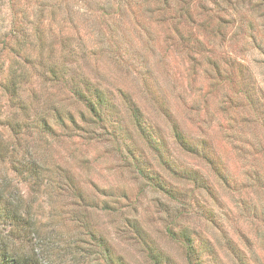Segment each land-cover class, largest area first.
I'll use <instances>...</instances> for the list:
<instances>
[{"label":"rangeland","instance_id":"1","mask_svg":"<svg viewBox=\"0 0 264 264\" xmlns=\"http://www.w3.org/2000/svg\"><path fill=\"white\" fill-rule=\"evenodd\" d=\"M0 34L26 38L34 60L26 110L15 118L49 112L55 102L82 127L83 107L68 97L86 81L87 94L99 89L111 103L103 122L28 140L39 158L74 173L91 206L76 208L116 253L152 264L150 243L171 263L188 264L184 243L168 235L179 223L211 264H264V0H0ZM52 63L67 83L44 79ZM5 115L0 106L1 139L11 134ZM19 187L45 220L47 198ZM103 199L137 213L146 244L117 232L124 220L102 210ZM70 201L52 203L63 211ZM55 225L71 229L62 215ZM20 246L44 257L37 234Z\"/></svg>","mask_w":264,"mask_h":264},{"label":"trees","instance_id":"2","mask_svg":"<svg viewBox=\"0 0 264 264\" xmlns=\"http://www.w3.org/2000/svg\"><path fill=\"white\" fill-rule=\"evenodd\" d=\"M5 37L0 34V106L5 107L3 125L11 132V136L8 135V139L0 138V156L6 166V174L0 178V227L3 229L0 230V264H129L123 255L115 252L108 239L92 229L86 217L87 210L84 212L81 211L83 208L78 209L90 205L74 173L57 161L48 163L39 158L37 152L29 147L28 140V136L35 140L58 135V129L63 132V136H69L74 127L84 130V124L103 122L106 115L104 109H111L105 92L94 88L87 94L86 91L91 89L87 81L84 87L75 85V88L69 89L68 98L77 100L83 107L79 119L82 127L77 123V115L72 110L63 111L55 102L47 104L50 113L44 109L31 117L15 118L26 110L23 98L27 90V63H34V60L25 45L26 38L13 39L12 35L8 39ZM11 40L14 43L11 44ZM41 74L53 84L69 81L67 72L60 70L55 63L44 66ZM130 110H133L131 114L136 118V124L140 125L133 105L129 107ZM20 184L28 185L30 192L36 196L34 199L42 195L47 198L49 213L45 220L27 201V196L20 190ZM106 195L111 197L112 193ZM62 197L71 201L70 205H66L67 210L60 211L52 201ZM122 198L128 199L126 196ZM115 199V203L119 204L120 196ZM109 201L103 199L102 210L116 213L124 220V224L117 223V232L120 235L131 233V239L146 244L148 239L144 236L148 237V233L141 226L137 213L126 216L123 206L111 207ZM61 215L71 224L67 233L57 231L55 222ZM30 234L39 235L45 244L43 258L22 251L20 244ZM168 235L184 243L188 264H211L196 248L189 227L173 223V227L168 228ZM209 244L205 243V246L210 248L208 250L215 259V251ZM145 253L152 264H173L170 255L166 256L150 243Z\"/></svg>","mask_w":264,"mask_h":264}]
</instances>
